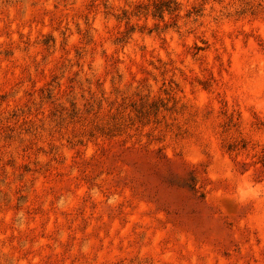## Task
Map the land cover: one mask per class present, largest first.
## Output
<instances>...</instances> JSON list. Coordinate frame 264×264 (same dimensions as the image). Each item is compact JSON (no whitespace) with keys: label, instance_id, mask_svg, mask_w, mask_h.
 Wrapping results in <instances>:
<instances>
[{"label":"rangeland","instance_id":"374dc122","mask_svg":"<svg viewBox=\"0 0 264 264\" xmlns=\"http://www.w3.org/2000/svg\"><path fill=\"white\" fill-rule=\"evenodd\" d=\"M46 3L0 5V264H264L259 204L193 192L125 135L130 125L108 127L118 108L77 107L79 72L68 73L91 37L69 60L68 37L45 31L59 22Z\"/></svg>","mask_w":264,"mask_h":264},{"label":"clouds","instance_id":"9594fccd","mask_svg":"<svg viewBox=\"0 0 264 264\" xmlns=\"http://www.w3.org/2000/svg\"><path fill=\"white\" fill-rule=\"evenodd\" d=\"M43 7L59 17L45 31L68 37L69 60L70 45L91 37L81 67L68 73L79 72L74 97L82 112L90 100L102 112L118 108L108 127L130 125L125 135L156 153L164 173L245 212L255 202L264 215V169L256 162L264 156V0H48Z\"/></svg>","mask_w":264,"mask_h":264}]
</instances>
